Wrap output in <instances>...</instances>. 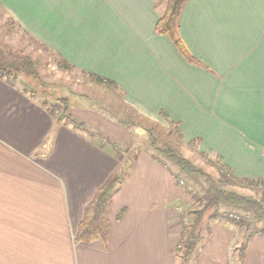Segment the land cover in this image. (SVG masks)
<instances>
[{
	"label": "crops",
	"instance_id": "obj_1",
	"mask_svg": "<svg viewBox=\"0 0 264 264\" xmlns=\"http://www.w3.org/2000/svg\"><path fill=\"white\" fill-rule=\"evenodd\" d=\"M0 9L72 69L112 81L141 117L174 127L235 178L264 182V0H187L183 52L156 30L160 0H0ZM65 99L84 130L0 77V264H264V225L244 233L209 212L182 263L194 201L177 167L110 108ZM116 172L106 240L76 242L86 204Z\"/></svg>",
	"mask_w": 264,
	"mask_h": 264
},
{
	"label": "rangeland",
	"instance_id": "obj_2",
	"mask_svg": "<svg viewBox=\"0 0 264 264\" xmlns=\"http://www.w3.org/2000/svg\"><path fill=\"white\" fill-rule=\"evenodd\" d=\"M161 1V0H160ZM0 42L5 44L10 50H21L30 55L37 63L36 73L38 80L26 79L23 75L18 78V83L34 93L37 98L46 102L49 107L54 108V115L59 116L62 111L60 98H68L70 108L75 110H85L90 108L91 104L106 106L115 114L121 115L123 119L131 123L130 129L133 133L137 132V141L143 143L145 147H150V140L154 138L155 146L160 149L170 148L176 150L182 157L191 162V164L203 173L211 176L213 180L222 188L233 190L250 198H259L264 186L260 183L251 184L248 181L238 183L230 172L226 178L220 177L222 172L219 158L199 152L194 145H185L181 142L178 132L174 127L164 123L149 121L138 115L132 108L125 105L117 91L103 85H99L87 75L74 69L60 66L59 59L46 51L40 44L28 38L0 9ZM20 81V82H19ZM80 95L87 98L81 99ZM132 141L134 140L131 134ZM131 141V140H130ZM157 157L170 169L174 170V164L168 162L159 152ZM176 169V168H175ZM176 176L179 183L185 185L187 192L193 198V206L189 210L193 213L200 209L202 203H199L203 197L204 177L196 175H186L176 169ZM240 181V180H239ZM205 198V197H203ZM202 198V199H203ZM183 210V209H182ZM206 212H213L212 209ZM220 213H233L246 220L252 219L253 212L244 209L227 208L221 206L218 208ZM185 215V210H184ZM186 215V217H187ZM192 218V215L190 216ZM264 219L253 221L251 229L263 227Z\"/></svg>",
	"mask_w": 264,
	"mask_h": 264
},
{
	"label": "trees",
	"instance_id": "obj_3",
	"mask_svg": "<svg viewBox=\"0 0 264 264\" xmlns=\"http://www.w3.org/2000/svg\"><path fill=\"white\" fill-rule=\"evenodd\" d=\"M161 1L165 2V10L156 22V30L161 34L167 35L174 45L183 52L178 36V19L187 0ZM11 23L14 24L13 22ZM59 63L62 67L73 68L63 60H59ZM36 66V61L30 55L21 50H10L5 44L0 42V77H7L16 81L20 75H23L26 79L38 80ZM88 77L107 87H116V85L108 79L95 75H88ZM59 100L61 101L62 111L61 115L57 117V120L59 121L65 117L66 122L72 124L75 128L84 130V125L81 122L76 121L69 115L65 116V111L67 110L66 99L60 98ZM50 108L53 114L54 108ZM150 146L159 152L168 162L174 164L179 171L190 176L199 174L204 177L203 197L205 198L202 197L203 199L201 198L198 200L199 203H202V206L200 209L190 213V216L192 215V222L189 227V232L185 238H182L177 248L178 252L181 253L180 257L182 263L186 260L188 254L197 242L199 232H197L196 229L204 214L206 211H209V209L213 211L212 213L210 212L208 217L209 221L216 217L224 218L239 229H242L244 233L250 231L253 221L264 219V190L261 192L259 198L253 199L233 190L224 189L220 187L211 176L194 167L190 161L182 157L176 150L170 148L160 149L156 147L154 138H151ZM221 169L222 172L220 177L226 178V176L229 175L228 171L223 166H221ZM121 172L111 174L99 187L93 198L86 204L82 218L74 234V240L76 242L88 243L96 239L102 241L106 240L110 228V221L107 216L108 200L122 177L123 173ZM235 180L239 184L245 181L251 184L259 183L250 179L235 178ZM260 184L264 186V182ZM221 206L252 211V219L246 220L233 213H220L218 212V208ZM260 232H264V228H261ZM244 248L245 245L242 244L239 250L240 257H243Z\"/></svg>",
	"mask_w": 264,
	"mask_h": 264
},
{
	"label": "built area",
	"instance_id": "obj_4",
	"mask_svg": "<svg viewBox=\"0 0 264 264\" xmlns=\"http://www.w3.org/2000/svg\"><path fill=\"white\" fill-rule=\"evenodd\" d=\"M180 183L183 184L182 182H180ZM186 219H187V217H186ZM186 219H185V220H186Z\"/></svg>",
	"mask_w": 264,
	"mask_h": 264
}]
</instances>
